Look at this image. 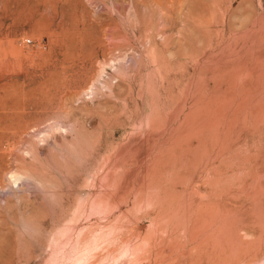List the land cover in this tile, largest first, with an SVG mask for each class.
Listing matches in <instances>:
<instances>
[{
	"label": "rangeland",
	"instance_id": "374dc122",
	"mask_svg": "<svg viewBox=\"0 0 264 264\" xmlns=\"http://www.w3.org/2000/svg\"><path fill=\"white\" fill-rule=\"evenodd\" d=\"M0 264H264V0H0Z\"/></svg>",
	"mask_w": 264,
	"mask_h": 264
}]
</instances>
